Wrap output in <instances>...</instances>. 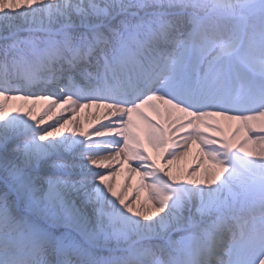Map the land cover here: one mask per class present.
<instances>
[{
    "label": "snow or ice",
    "instance_id": "1",
    "mask_svg": "<svg viewBox=\"0 0 264 264\" xmlns=\"http://www.w3.org/2000/svg\"><path fill=\"white\" fill-rule=\"evenodd\" d=\"M0 264H264V0H0Z\"/></svg>",
    "mask_w": 264,
    "mask_h": 264
},
{
    "label": "bare ground",
    "instance_id": "2",
    "mask_svg": "<svg viewBox=\"0 0 264 264\" xmlns=\"http://www.w3.org/2000/svg\"><path fill=\"white\" fill-rule=\"evenodd\" d=\"M37 95H46V93H37ZM14 102H23L22 104L25 103H33L37 105H42L45 104L47 101L46 100H20V99H15L13 100ZM6 107L8 109H13V108H18L21 110V112L27 111L29 108L32 109V114L39 116L40 112L45 108H34V107H21V106H15V105H10L9 103H6ZM79 111L72 112L70 108H53L51 109L50 112H48L45 116L44 119L47 122H51V117L53 113H61L65 116V118H72L74 125L80 129H90L94 126H96L97 122H104V109L96 108L95 106L87 107V108H80ZM155 116V114L153 113ZM156 117V116H155ZM154 118V117H152ZM171 116L169 115L167 119H170ZM165 116L162 114L161 117H156V119H153L154 121H160V122H165ZM137 121H139L137 119ZM234 123H238L236 121H231L228 123V125H232ZM259 124V122H257ZM134 125H136L139 128H142V123L140 122H134ZM73 125H68L67 127H71ZM134 130H136L134 128ZM205 134L216 136V137H230L233 142L238 141L239 139L242 138L243 136V129H241L239 132H236L235 135H233V131L229 130L228 132H224L222 130L217 131H210L207 128L202 129ZM141 139L144 143V146L147 147L148 152L153 156L154 159H156L157 164L163 165L166 163V161L158 158L157 152L151 148L148 147L147 141L143 137V133L141 132ZM197 152V145L192 144L191 145V151L186 155L182 156L179 160H176L173 162L171 170L175 174L177 171H182L185 169H190L193 166L196 165L197 159L200 160L201 164L208 163L211 164L210 161H207L206 159H201L200 157H197L194 159L193 157L196 156ZM111 182L113 184V187L117 190L120 191L123 189V193L126 194L127 196L131 197L133 192H137L139 197L142 200H147V191L144 189L141 185V181L139 178V175L135 172L130 173L127 170V167L125 165H121L117 170H116V175L111 178Z\"/></svg>",
    "mask_w": 264,
    "mask_h": 264
},
{
    "label": "rangeland",
    "instance_id": "3",
    "mask_svg": "<svg viewBox=\"0 0 264 264\" xmlns=\"http://www.w3.org/2000/svg\"><path fill=\"white\" fill-rule=\"evenodd\" d=\"M5 103V106H6V103H9L10 105H14L12 102H10V101H5L4 102ZM154 151V150H153Z\"/></svg>",
    "mask_w": 264,
    "mask_h": 264
}]
</instances>
